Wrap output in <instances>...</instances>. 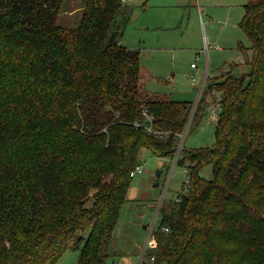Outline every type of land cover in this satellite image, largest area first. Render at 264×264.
Returning <instances> with one entry per match:
<instances>
[{
  "label": "trees",
  "instance_id": "16d2710c",
  "mask_svg": "<svg viewBox=\"0 0 264 264\" xmlns=\"http://www.w3.org/2000/svg\"><path fill=\"white\" fill-rule=\"evenodd\" d=\"M63 1L0 0V264L67 250L107 264L140 151L174 155L192 106L144 91L122 0H86L75 27L58 22ZM240 27L252 58L215 83L216 143L183 151L190 190L161 208L148 264H264V0H248Z\"/></svg>",
  "mask_w": 264,
  "mask_h": 264
},
{
  "label": "rangeland",
  "instance_id": "374dc122",
  "mask_svg": "<svg viewBox=\"0 0 264 264\" xmlns=\"http://www.w3.org/2000/svg\"><path fill=\"white\" fill-rule=\"evenodd\" d=\"M85 3L86 0H64L59 24L75 27ZM247 3L248 0H126L124 3L131 9V20L121 43L139 52L141 72L150 75L147 83L144 78L141 82L145 92L192 105L198 98L201 75L208 69L209 81L185 139L186 151H198L216 143V124L208 116L222 100L215 83L223 80L228 66L233 68L252 58L249 38L240 27ZM192 64L198 69H192ZM249 70V67L237 69L235 75L242 76ZM171 157H158L147 149L140 151L143 173L132 180L127 191L112 233V256L107 264H139L148 238V225L161 197L164 195L163 209L170 210L178 194L183 193L186 177L181 166H177L167 192L163 191ZM157 172H161L159 179ZM201 176L210 180L211 166L205 167ZM78 260V251L67 250L58 264H77ZM148 263V260L144 262Z\"/></svg>",
  "mask_w": 264,
  "mask_h": 264
},
{
  "label": "built area",
  "instance_id": "2783aa9c",
  "mask_svg": "<svg viewBox=\"0 0 264 264\" xmlns=\"http://www.w3.org/2000/svg\"><path fill=\"white\" fill-rule=\"evenodd\" d=\"M126 0H122V3H125ZM192 68H196L197 66L195 64H192L191 66ZM202 79L201 84L198 88V98L196 100V102L194 104H192L190 112H189V116L188 119L186 121V123L184 124L182 130L176 135L177 140V147L175 150V152L173 153L174 155H172L171 157V161L168 167V171L167 174L165 176L164 179V185H163V191L167 192L168 188L170 185H172V180H173V176H174V172L175 170H177V166H179V161L180 159L183 157V151H184V143H185V139L190 131L192 122H193V118L195 117V113L196 110L198 108L200 99H201V95L203 93V91L206 89L207 86V82L209 81V75H208V70L206 69L205 72L201 75ZM222 111V106L220 103H218L216 106L213 107V109L209 112V118L210 121L213 122V124L217 123L218 119H219V115ZM143 115L145 117V120L147 123H150L147 127L146 130L149 134H153L155 136H157L158 138H162V137H166L167 134L166 133H160L158 131H156L153 128V123H152V118L151 116L148 114V112H143ZM143 173V166L141 164L137 165L136 168L133 169V171L130 173L131 178H135L138 175H141ZM186 180L184 182V187H183V193H188L190 190V182H191V177H190V169L188 167H185V171H184ZM163 200H164V195L161 197L160 199V203L156 208V213L155 216L152 220V222L150 223V225H148L147 232H148V238L146 241V244H144L142 250H141V254L139 256L140 259H138L139 264H144L145 260L147 259V254L154 250L156 247V243L153 239L155 230L157 228V222L160 216V211L161 208L163 207ZM165 231H168V229H164ZM151 240H153V242L151 243ZM153 259V258H152Z\"/></svg>",
  "mask_w": 264,
  "mask_h": 264
},
{
  "label": "crops",
  "instance_id": "0c3cea01",
  "mask_svg": "<svg viewBox=\"0 0 264 264\" xmlns=\"http://www.w3.org/2000/svg\"><path fill=\"white\" fill-rule=\"evenodd\" d=\"M245 61H243V63H244ZM242 63V64H243ZM239 65V64H238ZM241 65V64H240ZM192 66V65H191ZM231 66V65H230ZM230 66H228V67H230ZM234 66V65H233ZM192 68V67H191ZM192 69H198V66L196 67V68H192ZM208 70V69H207ZM141 71V70H140ZM142 72H141V82H143L142 81V79L144 78L145 79V82L150 78V75L149 74H143V76H142ZM208 75H209V72H208ZM210 77V76H209ZM215 77V76H214ZM209 80V79H208ZM147 83V82H146ZM219 92V91H218ZM149 94V93H148ZM151 96H153V97H155V98H167V97H160V96H155V95H151ZM208 116H209V113H208ZM209 121H210V118H209ZM211 122V121H210ZM212 123V122H211Z\"/></svg>",
  "mask_w": 264,
  "mask_h": 264
},
{
  "label": "water",
  "instance_id": "95a60500",
  "mask_svg": "<svg viewBox=\"0 0 264 264\" xmlns=\"http://www.w3.org/2000/svg\"><path fill=\"white\" fill-rule=\"evenodd\" d=\"M160 176H161V172H157V179H159L160 178ZM159 186V184L158 183H156V185H155V187H158ZM144 228H146V227H144ZM147 229V228H146Z\"/></svg>",
  "mask_w": 264,
  "mask_h": 264
}]
</instances>
